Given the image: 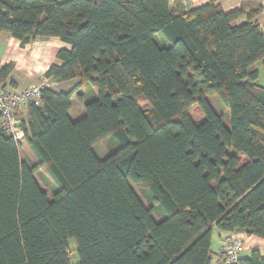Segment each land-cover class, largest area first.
Listing matches in <instances>:
<instances>
[{"label": "trees", "instance_id": "obj_1", "mask_svg": "<svg viewBox=\"0 0 264 264\" xmlns=\"http://www.w3.org/2000/svg\"><path fill=\"white\" fill-rule=\"evenodd\" d=\"M218 1L0 0V35L59 38L70 49L44 77L78 79L16 111L22 142L0 127V264H209L213 227L264 240L261 7ZM13 71L0 67L1 88ZM23 142L37 162L21 160Z\"/></svg>", "mask_w": 264, "mask_h": 264}, {"label": "crops", "instance_id": "obj_2", "mask_svg": "<svg viewBox=\"0 0 264 264\" xmlns=\"http://www.w3.org/2000/svg\"><path fill=\"white\" fill-rule=\"evenodd\" d=\"M178 1V0H177ZM264 0H219L218 4L225 12L233 11L239 8L243 4H255L260 5L261 10L255 17V20L258 21L263 18L262 6ZM207 0H190L187 10L195 7H199L205 4ZM246 18L245 16L238 19L237 22H242ZM69 50L70 45L64 43L59 38L56 37H37L29 43L22 44L20 40L15 37H12L8 34L0 35V67L8 64H14V71L12 75V83L9 86L10 88L19 90L28 85L38 83L41 78L44 77V74L52 64H60L59 59H57V54L60 50ZM78 79H73L65 82H56V85L51 87V89L56 91H68L77 84ZM70 109L69 116L72 120L80 118L83 113L82 103L72 95L70 100ZM24 109L18 110V115L24 117L22 113ZM1 124V120H0ZM22 142V141H21ZM97 142L93 145V150L99 158H103L108 153V147L106 152L102 155H99L96 151ZM34 155V154H33ZM211 261L216 259L219 254L221 247L222 238L228 232L220 231L217 228L213 227L211 231ZM242 239L244 250L240 256L241 258L249 257L252 250H257L259 254L264 257V240L255 237L247 236L243 231H234Z\"/></svg>", "mask_w": 264, "mask_h": 264}, {"label": "built area", "instance_id": "obj_3", "mask_svg": "<svg viewBox=\"0 0 264 264\" xmlns=\"http://www.w3.org/2000/svg\"><path fill=\"white\" fill-rule=\"evenodd\" d=\"M261 13L263 18L258 20L257 23L264 34V1ZM55 85L56 81L43 77L38 83L28 85L19 90L10 87H0L1 129L9 134L15 142H21L23 140V132L19 126V121L16 119V111L30 102L35 105L39 104L42 90ZM243 250L242 239L236 232H229L222 238L218 256L210 261L209 264H234L240 259Z\"/></svg>", "mask_w": 264, "mask_h": 264}, {"label": "rangeland", "instance_id": "obj_4", "mask_svg": "<svg viewBox=\"0 0 264 264\" xmlns=\"http://www.w3.org/2000/svg\"><path fill=\"white\" fill-rule=\"evenodd\" d=\"M189 1L190 0H170V7L173 9H179V10H183L186 11L187 10V6L189 5ZM160 35V34H159ZM160 37V36H159ZM259 78H258V82L259 84H264V72L263 70L260 68L259 71ZM195 106L192 107L191 109V114H192V118L193 120H203V114H196L195 112H193V108ZM226 121V120H225ZM227 122V121H226ZM110 144L109 143H98V145L96 146V151L99 155L104 154L106 151V148L109 147ZM20 158L23 161H28L31 160L33 162H37V159L35 158V156L33 155V153L31 152L30 148L23 142L22 146L20 147ZM36 180L39 184V186L48 193V196L51 198V188L53 186V181L51 179V177L49 176L47 170L45 169V167H41L37 173H36ZM133 188L135 189V191L139 194V196L141 197V199L144 201V203L146 205H148V202L146 200V198L141 194L140 190L138 189V186L135 184H132ZM68 245H69V249H70V257L73 261H76L78 259L77 255H76V243L73 239H69L68 240Z\"/></svg>", "mask_w": 264, "mask_h": 264}, {"label": "bare ground", "instance_id": "obj_5", "mask_svg": "<svg viewBox=\"0 0 264 264\" xmlns=\"http://www.w3.org/2000/svg\"><path fill=\"white\" fill-rule=\"evenodd\" d=\"M49 88H51V87H49Z\"/></svg>", "mask_w": 264, "mask_h": 264}]
</instances>
